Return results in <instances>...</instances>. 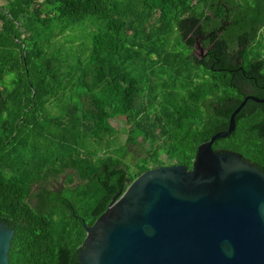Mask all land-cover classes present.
Instances as JSON below:
<instances>
[{
	"label": "trees",
	"instance_id": "obj_1",
	"mask_svg": "<svg viewBox=\"0 0 264 264\" xmlns=\"http://www.w3.org/2000/svg\"><path fill=\"white\" fill-rule=\"evenodd\" d=\"M263 28L264 0L0 2V216L39 217L31 186L66 169L78 184L68 219L52 199L50 219H8L10 264H75L82 221L150 168H190L243 101L229 73L264 84ZM217 143L264 172V108Z\"/></svg>",
	"mask_w": 264,
	"mask_h": 264
},
{
	"label": "water",
	"instance_id": "obj_2",
	"mask_svg": "<svg viewBox=\"0 0 264 264\" xmlns=\"http://www.w3.org/2000/svg\"><path fill=\"white\" fill-rule=\"evenodd\" d=\"M228 128L199 145L192 168L146 171L83 227L80 264H264V172L236 152H214ZM14 232L0 224V264ZM87 250V251H86Z\"/></svg>",
	"mask_w": 264,
	"mask_h": 264
},
{
	"label": "flooded vegetation",
	"instance_id": "obj_3",
	"mask_svg": "<svg viewBox=\"0 0 264 264\" xmlns=\"http://www.w3.org/2000/svg\"><path fill=\"white\" fill-rule=\"evenodd\" d=\"M229 75L231 76L232 80L238 79L237 83L240 86V90H241L242 95H243V100H244V98L250 97V96L255 97L259 100L264 99V84L259 85L257 83V79L255 77L246 76L245 74H242L243 78H239V76H237L238 74L236 72L229 73ZM249 101H251V100H249ZM249 101H247V103ZM251 102H253V101H251ZM253 103H255L256 105H259L261 108H264V102H261V103L253 102ZM250 109H252V107ZM252 115H253V110H249L248 111V118L251 119ZM227 128H228V124H227L226 128H224L222 131L227 130ZM230 136L225 138V140L229 139ZM212 150L214 152H233L227 148L226 144H220V143H217V141L214 142V144L212 145ZM195 156H196V153H195ZM195 156L192 160L191 167L189 168L186 166L188 168V170H190L192 168ZM247 163H249V162H247ZM250 165L254 166L253 164H250ZM162 167H169V166H162ZM254 167H256V166H254ZM157 168H160V167H157ZM152 169H156V168H150L149 170H152ZM71 174H72V171L69 169H66L64 174H61L58 178L51 177L47 180V182H41L38 184H33L31 186L29 196H28V199L26 200V203L30 206V210H33V211L36 210L37 212H39L41 214L39 217L36 218V217L29 216V215H19L17 217H2V216H0V219H4V220H0V224H2L7 230L13 231L15 234V225L13 223H11V221H9L8 219H50V217H48V214L50 213L51 210L47 211V208H44V207H45L46 203L48 201H50L51 199L57 200L58 202L65 203V205L67 207L66 208L67 217H64V218L68 219V217H69L68 215L73 214V210H71V208H70L71 207L70 201L66 198V195H67L66 190L67 189H74L78 185L76 181H74L73 183H67L68 176ZM59 204L60 203H58V205ZM58 205L56 207H54L53 211L58 210L57 209ZM62 205H64V204H62ZM61 213L62 212L56 213L51 219H60L59 216L61 215ZM57 214H59V215H57ZM73 217L76 218L75 215ZM82 226H83V224H82ZM83 229H84V227H83ZM13 237H14V235H13ZM12 240H13V238H12ZM12 240H11V242H12ZM81 248H82V244L77 249V256H76L75 264H80L79 255H80ZM10 249H11V244H10ZM10 249H9V253H10ZM9 253H8V260L10 258ZM9 264H10V262H9Z\"/></svg>",
	"mask_w": 264,
	"mask_h": 264
},
{
	"label": "rangeland",
	"instance_id": "obj_4",
	"mask_svg": "<svg viewBox=\"0 0 264 264\" xmlns=\"http://www.w3.org/2000/svg\"><path fill=\"white\" fill-rule=\"evenodd\" d=\"M0 2L2 3L3 0H0ZM252 49L254 51H259L262 58L264 59V28L261 30V32L259 33L257 42L253 45ZM203 51L197 47L195 53L197 55H200ZM136 150L135 147H130V152H134ZM163 159H165V157H163Z\"/></svg>",
	"mask_w": 264,
	"mask_h": 264
}]
</instances>
